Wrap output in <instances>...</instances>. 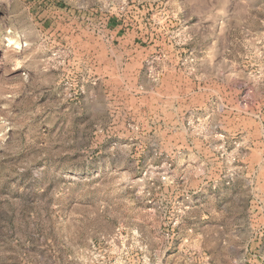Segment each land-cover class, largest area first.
Wrapping results in <instances>:
<instances>
[{
	"label": "rangeland",
	"instance_id": "1",
	"mask_svg": "<svg viewBox=\"0 0 264 264\" xmlns=\"http://www.w3.org/2000/svg\"><path fill=\"white\" fill-rule=\"evenodd\" d=\"M0 264H264V0H0Z\"/></svg>",
	"mask_w": 264,
	"mask_h": 264
},
{
	"label": "crops",
	"instance_id": "2",
	"mask_svg": "<svg viewBox=\"0 0 264 264\" xmlns=\"http://www.w3.org/2000/svg\"><path fill=\"white\" fill-rule=\"evenodd\" d=\"M105 31L111 35L112 39H125L129 33L127 30L122 29V27L118 26L116 21H110L107 23L105 27Z\"/></svg>",
	"mask_w": 264,
	"mask_h": 264
}]
</instances>
